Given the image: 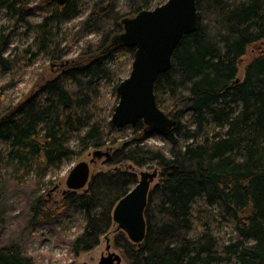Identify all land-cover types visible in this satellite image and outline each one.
<instances>
[{
  "label": "trees",
  "instance_id": "16d2710c",
  "mask_svg": "<svg viewBox=\"0 0 264 264\" xmlns=\"http://www.w3.org/2000/svg\"><path fill=\"white\" fill-rule=\"evenodd\" d=\"M166 1L44 0L51 14L35 26V56L61 61L67 51L51 25L70 20L84 8L89 13L75 28V41L96 38L85 41L83 56L90 59L46 80L15 109L0 106V174L6 170L0 180V212L4 216L8 176L33 166L58 170L64 161L90 150L108 149L110 166L129 162L161 172L148 197L145 241L134 244L123 231L114 239L127 264H264V47L246 67L244 79L238 77L247 49L264 41V0H198L196 32L181 40L172 68L156 82L158 106L178 122L160 135L164 147L145 143L152 133L142 121L116 129L102 117L92 95L94 84H114V102L104 109L112 117L119 103L117 87L135 54L113 44L124 32L122 20ZM10 2L0 0V7L14 6ZM74 133L77 141L71 146ZM127 137L131 140L118 147ZM137 183L134 173L121 168L98 173L87 190L69 191L54 204L58 212L33 191L26 231L81 211L86 221L70 248L76 256L88 253L110 231L116 205ZM199 199L230 219L232 236H220L206 223L196 225L193 206ZM22 246L2 244L0 264H36Z\"/></svg>",
  "mask_w": 264,
  "mask_h": 264
},
{
  "label": "rangeland",
  "instance_id": "374dc122",
  "mask_svg": "<svg viewBox=\"0 0 264 264\" xmlns=\"http://www.w3.org/2000/svg\"><path fill=\"white\" fill-rule=\"evenodd\" d=\"M89 1V0H85ZM168 1V0H167ZM166 1V2H167ZM238 2L243 0H230ZM165 2V3H166ZM14 6L0 7V106L1 109L13 108L24 102L27 98L35 94L43 83L55 76L66 73L69 68L75 67L76 63L85 58L83 53L87 41H93L95 35L88 37L86 41H75V28L87 16L89 8L82 9L77 15L70 20L62 23H53L51 27L54 32L58 31L63 40V47L67 53L64 58L57 63L48 60L44 55H34L37 46L34 41L37 38L35 26L43 22V20L51 14V10L47 8L44 0H11ZM156 8V7H155ZM21 9L23 13L18 10ZM134 16V15H133ZM129 16L127 18H132ZM86 41V42H85ZM95 42V41H94ZM264 47V41L250 46L247 49L246 56L242 58L239 78L245 77V69L249 63L256 59ZM88 62V61H87ZM114 67L118 69L115 62ZM132 63L128 65V73L122 76L125 80L129 77L132 70ZM7 64L9 69H5ZM108 81H102L99 85L94 84L96 91L92 93L97 100V108L102 117H106L109 121L112 119L105 112L107 105L113 104V86ZM111 107V106H110ZM224 129H218V132L224 133ZM130 133H127V136ZM77 134H72L70 138L71 146L76 145ZM131 140L130 137L121 140L118 147L124 142ZM145 143L152 146L164 147V140L158 134H152L145 139ZM108 151V149H103ZM94 150H90L83 156L74 160L64 161L62 167L58 170L39 169L37 166L28 168L24 171L16 172L9 183L10 191L6 201V206L0 212V246L8 243H21L23 251L29 257H32L36 264H100L103 256H108V242L110 239V252L117 253L123 259L122 264H127L122 250L115 247L114 239L119 233L118 226L114 223L110 231L102 237L100 245L88 253H82L76 256L70 248L71 241L78 236L84 227L86 218L83 212L76 211L57 218L54 225L40 224L36 228L29 229L28 224V202L30 193L39 192L51 201L53 211L58 212L57 205L63 201L65 194L69 192L67 187V179L72 169L80 162H90L93 158ZM106 157L96 160L90 164L91 176L98 173L113 172L118 168L134 173L138 181L143 171L153 172L156 170L154 166L150 168H139L132 163H125L120 166H110ZM12 173V171H10ZM6 170L2 171L1 177H5ZM158 178L152 183L151 189L160 181ZM86 188L78 191L84 192ZM196 225L209 224L213 226L214 232L220 236L229 237L233 235V226L230 219L224 218V214L217 206L209 207L203 199H199L193 206ZM229 221V223L227 222ZM24 236H26L24 238Z\"/></svg>",
  "mask_w": 264,
  "mask_h": 264
},
{
  "label": "water",
  "instance_id": "95a60500",
  "mask_svg": "<svg viewBox=\"0 0 264 264\" xmlns=\"http://www.w3.org/2000/svg\"><path fill=\"white\" fill-rule=\"evenodd\" d=\"M64 4L69 0H53ZM198 0H168L152 10H145L132 18L122 20L124 32L116 37L113 44H122L134 49L132 70L117 87L119 103L111 122L116 129L135 126L142 121L152 134L166 135L178 124L177 120L166 114L158 106L155 87L158 77L168 72L173 65V56L181 40L197 30ZM92 160L77 164L67 179L69 191H80L90 181V164L103 157L108 158L110 151L96 150ZM159 171H143L137 185L116 205L113 222L117 231H123L134 244H141L147 235L145 210L152 183L158 178ZM103 256L100 264H122L117 253Z\"/></svg>",
  "mask_w": 264,
  "mask_h": 264
}]
</instances>
